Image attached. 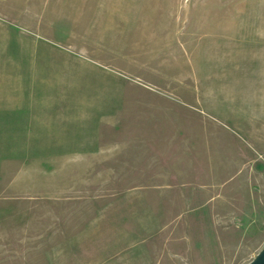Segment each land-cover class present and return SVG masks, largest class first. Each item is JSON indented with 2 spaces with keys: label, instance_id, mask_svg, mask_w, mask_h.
<instances>
[{
  "label": "rangeland",
  "instance_id": "obj_1",
  "mask_svg": "<svg viewBox=\"0 0 264 264\" xmlns=\"http://www.w3.org/2000/svg\"><path fill=\"white\" fill-rule=\"evenodd\" d=\"M0 128V264H250L264 0H0Z\"/></svg>",
  "mask_w": 264,
  "mask_h": 264
},
{
  "label": "water",
  "instance_id": "obj_2",
  "mask_svg": "<svg viewBox=\"0 0 264 264\" xmlns=\"http://www.w3.org/2000/svg\"><path fill=\"white\" fill-rule=\"evenodd\" d=\"M250 264H264V249L257 255V257Z\"/></svg>",
  "mask_w": 264,
  "mask_h": 264
},
{
  "label": "crops",
  "instance_id": "obj_3",
  "mask_svg": "<svg viewBox=\"0 0 264 264\" xmlns=\"http://www.w3.org/2000/svg\"><path fill=\"white\" fill-rule=\"evenodd\" d=\"M0 131H1V128H0ZM0 143H2V138H1V134H0Z\"/></svg>",
  "mask_w": 264,
  "mask_h": 264
}]
</instances>
